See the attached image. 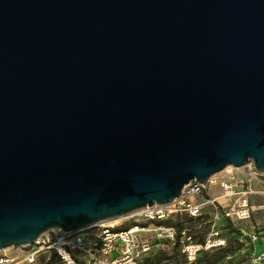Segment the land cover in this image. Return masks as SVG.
Segmentation results:
<instances>
[{"label":"water","instance_id":"water-1","mask_svg":"<svg viewBox=\"0 0 264 264\" xmlns=\"http://www.w3.org/2000/svg\"><path fill=\"white\" fill-rule=\"evenodd\" d=\"M264 175V0H0V251Z\"/></svg>","mask_w":264,"mask_h":264},{"label":"built area","instance_id":"built-area-1","mask_svg":"<svg viewBox=\"0 0 264 264\" xmlns=\"http://www.w3.org/2000/svg\"><path fill=\"white\" fill-rule=\"evenodd\" d=\"M250 179L214 180L205 184L185 186L182 196L168 205H155L135 212L126 227L116 222H99L69 233L53 229L42 234L33 244L25 247V264H41L45 254H55L62 264H174L163 260L171 246H179L186 264H197L201 255L223 244L221 229L232 231L238 224L251 220L254 207L251 197L255 193L251 183L258 176L254 163L244 166ZM220 180V181H219ZM218 184L220 193L213 196L208 185ZM209 208L212 225L204 242H197L184 225H166L167 220L184 213L191 219L202 218ZM241 233L243 230L239 229ZM256 238V235L249 234ZM48 261L50 257L47 258ZM264 259V254L258 260ZM21 261V260H20ZM4 249L0 251V264H17Z\"/></svg>","mask_w":264,"mask_h":264},{"label":"rangeland","instance_id":"rangeland-1","mask_svg":"<svg viewBox=\"0 0 264 264\" xmlns=\"http://www.w3.org/2000/svg\"><path fill=\"white\" fill-rule=\"evenodd\" d=\"M245 171V168H244ZM246 173V172H245ZM220 180H231L237 182L239 180H249L250 177L246 173V176L242 173L235 172L233 179L230 175H221ZM219 180V181H220ZM255 193L251 197L254 212L251 220L238 224V228H234L232 231L224 229L222 226L219 228L223 234V244L215 248H211L207 252L203 253L198 260L197 264H264V259L259 261V255L264 254V179L259 176H254L251 181ZM211 185L207 186L208 191L213 196H218L220 191L217 186L216 193H211ZM209 208L205 209V215L199 219H191L185 213L183 215L174 216L167 220L164 224L169 226L184 225V227L190 230V233L194 236V240L197 242L206 241L209 231L212 227L210 223ZM134 214V213H132ZM127 215L124 217L109 220V222H116L121 227H126L131 224L135 216ZM239 229L243 230L241 233ZM249 234L256 235V238ZM25 247L12 248L7 253L14 259L18 260L17 264L23 263L25 256ZM167 256L162 259L168 260L174 264H186L184 257L181 254L178 245L171 246L170 250L167 251ZM50 257L48 261L47 258ZM21 260V261H20ZM41 264H62L57 256H50L45 254Z\"/></svg>","mask_w":264,"mask_h":264},{"label":"bare ground","instance_id":"bare-ground-1","mask_svg":"<svg viewBox=\"0 0 264 264\" xmlns=\"http://www.w3.org/2000/svg\"><path fill=\"white\" fill-rule=\"evenodd\" d=\"M235 172L242 173V175L246 176V173L244 171V166H242V167H234V166L230 165V166H227L224 170L212 175L209 179L210 180H214V178L220 177L221 175H225V174L230 175L231 178L233 179V177L235 175ZM258 176L261 177L262 179H264V175L258 174ZM217 186H218V184L211 185L210 189H211V193L212 194L216 193V191H217L216 187ZM219 191H220V188H219ZM12 248H14V247H8L5 250L8 251V250H11Z\"/></svg>","mask_w":264,"mask_h":264},{"label":"trees","instance_id":"trees-1","mask_svg":"<svg viewBox=\"0 0 264 264\" xmlns=\"http://www.w3.org/2000/svg\"><path fill=\"white\" fill-rule=\"evenodd\" d=\"M52 256H54V257H55L56 255H55V254H52Z\"/></svg>","mask_w":264,"mask_h":264}]
</instances>
